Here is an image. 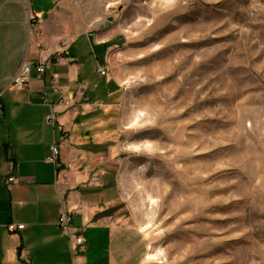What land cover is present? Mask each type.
Instances as JSON below:
<instances>
[{"label": "rangeland", "instance_id": "obj_1", "mask_svg": "<svg viewBox=\"0 0 264 264\" xmlns=\"http://www.w3.org/2000/svg\"><path fill=\"white\" fill-rule=\"evenodd\" d=\"M65 6L109 43L93 82L111 66L122 85L124 135L95 196L132 229L133 264H264V0Z\"/></svg>", "mask_w": 264, "mask_h": 264}, {"label": "crops", "instance_id": "obj_2", "mask_svg": "<svg viewBox=\"0 0 264 264\" xmlns=\"http://www.w3.org/2000/svg\"><path fill=\"white\" fill-rule=\"evenodd\" d=\"M65 1L52 0L46 7L42 0L33 5L0 0V264H133L134 251L128 248L132 229L127 223L119 226L106 211L107 195L99 197L106 162L115 160L118 137L124 135L122 85L111 66L104 85L93 82L92 75L102 74L100 67L108 69L109 43L73 20ZM65 37L72 45L64 59L56 54L44 74L34 73L29 86L11 84L25 61L38 66L47 52L60 51ZM97 49L105 64L98 54L97 64L91 60ZM46 91L53 102L73 93L77 103H57L52 110L45 103ZM52 111L54 123L47 118ZM54 142L61 147L57 163L48 160ZM13 175L19 180L9 181ZM64 207L85 239L81 246L58 224ZM11 222L25 227L9 231Z\"/></svg>", "mask_w": 264, "mask_h": 264}, {"label": "built area", "instance_id": "obj_3", "mask_svg": "<svg viewBox=\"0 0 264 264\" xmlns=\"http://www.w3.org/2000/svg\"><path fill=\"white\" fill-rule=\"evenodd\" d=\"M33 20H35V18H33ZM42 20H38L39 23H42ZM105 26H107V23H104ZM71 40L68 37H65L62 39L61 41V48L60 51L58 53L55 52H47L46 53V60L39 64L38 66H34L32 63L25 61L23 63V65L21 66L18 74L13 77L12 79V85L15 86H29L30 85V81L35 74L37 75H42L45 73L46 71V63L48 61H51L53 59V57L56 54H61L62 57H59L58 60L61 61L62 59H64V54L68 53L69 50L71 49ZM99 71L102 74H106V69L105 67H100ZM57 77V75H55V78ZM81 96H84V90L80 89L78 92ZM3 92L0 91V113L2 111L3 105H2V99H3ZM44 99H45V103L51 107V109H54V106L58 103L61 105H66V106H73L77 103L76 100V95L75 94H69V95H64V96H60L57 101L53 102L50 98H49V92L46 91L44 93ZM48 120L50 122H55L56 121V116L55 113L52 111L49 115H48ZM51 151L52 154L48 157V160L51 162H55L57 163L59 156H60V152H61V147L59 145V143L54 142L51 145ZM18 178H16L14 175L10 176L8 178L9 181H17ZM19 180V179H18ZM74 218H73V214L72 211L67 208L64 207L61 212H60V217H59V226L61 228V230L69 236V238L71 240L75 239V242L77 244V246H81L83 245V243L85 242V239L83 236H81L79 234V232L76 231V229L74 228ZM25 227V224L23 223H19L16 224L14 222L8 223L7 228L9 229V231H16L18 229H23ZM77 246L74 249H77ZM76 264V263H75Z\"/></svg>", "mask_w": 264, "mask_h": 264}]
</instances>
